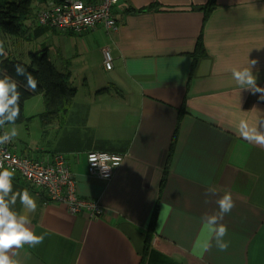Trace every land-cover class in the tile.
<instances>
[{
  "label": "crops",
  "instance_id": "crops-1",
  "mask_svg": "<svg viewBox=\"0 0 264 264\" xmlns=\"http://www.w3.org/2000/svg\"><path fill=\"white\" fill-rule=\"evenodd\" d=\"M115 16L119 27L111 33L102 24L75 33L27 22L30 38H52L46 52L76 95L66 115L43 121L38 94L25 102L29 120L0 133L16 127L10 148L20 156L47 161L63 153L78 195L104 212L73 213L14 175L13 190L36 199L30 226L44 236L42 244L16 250L14 259L264 264V147L233 130L238 117L264 119V101L240 91L230 72L256 59L253 72L264 87V0H121ZM200 37L204 54L195 62ZM105 47L114 58L110 70ZM84 55L94 58L90 67L74 62ZM90 150L125 155L111 180L89 173ZM209 187L215 195L206 196ZM225 192L235 203L221 221L229 247L221 252L213 241L200 254L202 217L218 213L215 201ZM14 210L23 211L19 200Z\"/></svg>",
  "mask_w": 264,
  "mask_h": 264
},
{
  "label": "clouds",
  "instance_id": "clouds-1",
  "mask_svg": "<svg viewBox=\"0 0 264 264\" xmlns=\"http://www.w3.org/2000/svg\"><path fill=\"white\" fill-rule=\"evenodd\" d=\"M0 55L6 56L3 43H0ZM258 64V60L248 59V66L232 67L231 77L235 81L239 90H247L253 95H258L259 101H264V87L257 83V75L253 68ZM15 76L23 77V89L27 92H36L39 81L21 63L13 65ZM22 92L20 82L8 74L7 69L0 72V129L7 125H15L20 118V104ZM234 132L242 139L257 146L264 147V119H259L251 123L244 117H238L234 126ZM18 135L16 127H11L0 133V145H5L13 141ZM8 159L4 155L0 159V264H18L14 259L18 249L25 245L36 247L43 243L44 236L37 235L31 228L30 214L37 210L36 199L27 190H13L12 179L14 172L3 166V160ZM95 162L94 159H90ZM108 169L109 167H105ZM215 189L209 187L206 196L215 195ZM19 200L23 211L14 210V206ZM208 201L206 200V203ZM215 203L218 206V213L206 214L202 217V232L206 239L199 248L200 254L207 252L215 242V247L221 251H227L229 242L225 240L228 228L221 223L224 215L231 212L235 206L230 192H225Z\"/></svg>",
  "mask_w": 264,
  "mask_h": 264
},
{
  "label": "built area",
  "instance_id": "built-area-1",
  "mask_svg": "<svg viewBox=\"0 0 264 264\" xmlns=\"http://www.w3.org/2000/svg\"><path fill=\"white\" fill-rule=\"evenodd\" d=\"M121 0H59L50 1L40 6L36 20L43 26L60 30L82 33L102 24L108 32L119 27L115 16V8ZM104 66L110 70L114 66V58L108 47L103 48ZM12 142L0 145V159L4 155L3 166L14 175L23 178L33 187L45 191L49 202L63 203L71 212H89L93 216L104 212L103 207L95 200L78 195L76 179L71 172L63 153L53 154L51 160H37L28 156H20L11 150ZM125 155L122 153L90 150L87 152L88 171L91 175L111 180L116 166ZM94 159V161L90 160ZM109 167L108 169H104Z\"/></svg>",
  "mask_w": 264,
  "mask_h": 264
},
{
  "label": "trees",
  "instance_id": "trees-1",
  "mask_svg": "<svg viewBox=\"0 0 264 264\" xmlns=\"http://www.w3.org/2000/svg\"><path fill=\"white\" fill-rule=\"evenodd\" d=\"M47 1L50 0H0V31L7 35L26 34L27 22L30 20L35 24L37 23L40 27H48L39 24L36 20L37 11L40 8V6L36 8V3ZM52 1L58 2L59 0ZM209 9H211V6H209ZM203 54L204 47L200 37L194 53V61L196 62L199 56ZM30 56L31 61L29 63L7 55L0 56V72L7 69L8 74L20 82V91L22 92L21 112L20 118L15 124L29 120L24 111L25 102L38 94H43L45 101V111L40 114L43 121H52L59 115H66L76 95V89L70 86L68 74L62 73L57 69L46 49L43 52H31ZM16 63L23 64L37 78L39 84L36 92L24 91V78L15 76L13 65ZM150 241L149 236L147 245H150Z\"/></svg>",
  "mask_w": 264,
  "mask_h": 264
},
{
  "label": "rangeland",
  "instance_id": "rangeland-1",
  "mask_svg": "<svg viewBox=\"0 0 264 264\" xmlns=\"http://www.w3.org/2000/svg\"><path fill=\"white\" fill-rule=\"evenodd\" d=\"M33 37L30 38L27 33L21 35H7L0 31V43H3L7 56H11L12 58H16L25 63H29L31 61V52H43L52 41V38H48L44 35L37 39H34ZM61 45L62 44L60 43V46ZM54 49L58 50L57 47ZM84 59L79 58L74 60V62L76 65L86 64L87 62L89 63L87 64L88 67L91 66V61L94 62V58H91L90 61V58L87 59L85 55Z\"/></svg>",
  "mask_w": 264,
  "mask_h": 264
}]
</instances>
